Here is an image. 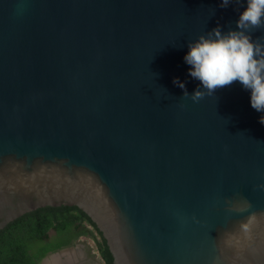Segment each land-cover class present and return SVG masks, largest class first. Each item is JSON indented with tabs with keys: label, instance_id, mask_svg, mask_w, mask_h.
Instances as JSON below:
<instances>
[{
	"label": "water",
	"instance_id": "1",
	"mask_svg": "<svg viewBox=\"0 0 264 264\" xmlns=\"http://www.w3.org/2000/svg\"><path fill=\"white\" fill-rule=\"evenodd\" d=\"M219 2L0 0V230L75 207L113 264H264L261 113L236 81L173 84L199 86L190 40L235 29Z\"/></svg>",
	"mask_w": 264,
	"mask_h": 264
},
{
	"label": "clouds",
	"instance_id": "2",
	"mask_svg": "<svg viewBox=\"0 0 264 264\" xmlns=\"http://www.w3.org/2000/svg\"><path fill=\"white\" fill-rule=\"evenodd\" d=\"M241 5L235 29L222 31L220 25L199 35L187 44L183 56L189 65L188 75L199 81L189 93L184 81L173 78V84L183 90V97L198 102L211 96L215 89L239 82L249 91L250 106L258 113V122L264 125V41L253 39L252 30L264 26V0H220L219 7ZM255 188L264 191V183Z\"/></svg>",
	"mask_w": 264,
	"mask_h": 264
},
{
	"label": "trees",
	"instance_id": "3",
	"mask_svg": "<svg viewBox=\"0 0 264 264\" xmlns=\"http://www.w3.org/2000/svg\"><path fill=\"white\" fill-rule=\"evenodd\" d=\"M54 236H50L51 232ZM89 237L102 264H113L106 241L96 225L78 208L46 207L0 230V264H41L49 254Z\"/></svg>",
	"mask_w": 264,
	"mask_h": 264
},
{
	"label": "flooded vegetation",
	"instance_id": "4",
	"mask_svg": "<svg viewBox=\"0 0 264 264\" xmlns=\"http://www.w3.org/2000/svg\"><path fill=\"white\" fill-rule=\"evenodd\" d=\"M55 232H51L50 236H54ZM90 236L83 237L80 241L72 240L69 246L59 250L58 252L49 254L41 264H46V259L50 264H102L98 259V255L88 244ZM76 249L79 250L76 252ZM76 252V253H75ZM52 255V256H51ZM48 264V263H47Z\"/></svg>",
	"mask_w": 264,
	"mask_h": 264
},
{
	"label": "rangeland",
	"instance_id": "5",
	"mask_svg": "<svg viewBox=\"0 0 264 264\" xmlns=\"http://www.w3.org/2000/svg\"><path fill=\"white\" fill-rule=\"evenodd\" d=\"M88 244H89V242H88ZM89 245H90V244H89ZM78 251H79V250L76 249V252H78ZM76 252H75V253H76Z\"/></svg>",
	"mask_w": 264,
	"mask_h": 264
}]
</instances>
